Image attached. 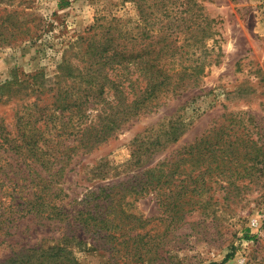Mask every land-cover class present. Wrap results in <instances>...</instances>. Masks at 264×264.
Masks as SVG:
<instances>
[{
  "label": "rangeland",
  "instance_id": "374dc122",
  "mask_svg": "<svg viewBox=\"0 0 264 264\" xmlns=\"http://www.w3.org/2000/svg\"><path fill=\"white\" fill-rule=\"evenodd\" d=\"M177 5L178 0H0V31L6 36H0V123L15 131L17 114L22 115L24 105L36 96L41 98L39 104L51 107L54 90L49 89L65 82L60 72L67 77L68 69L60 70V62L65 59L68 66L80 62L78 39L94 23L116 17L132 24L149 11L157 36L169 33L172 23L173 27L180 24L178 31L184 36L187 30L176 13ZM188 7L189 14H183H193L196 24L202 12L212 19L206 31L213 51L198 84L133 117L96 145L76 148L62 177L52 182L55 200L73 212L93 206V192L116 193L129 215H122L123 226L127 234L140 233L134 242L144 255L138 259L122 250L112 251L111 240L94 238L77 223L30 215L0 231V241L6 232L10 234L0 243V263L13 246L15 251L22 246L45 247L75 230L84 241L72 242L82 264H209L221 262L228 254L223 264H264V156L260 155L258 162L263 163L256 170L244 175L208 171L209 162H200L211 188L203 187L192 196L195 203L184 206L182 216L172 218L173 211L161 205L166 194L173 196L171 179L152 189L143 184L145 170L156 167L158 173H167L173 162L164 166L163 161L200 137L210 139L220 129L232 136L246 132L264 146V0H192ZM28 18L33 19L25 24ZM9 23L18 28L6 27ZM27 26L38 36H23ZM11 30L15 36L9 34ZM89 106L82 127L90 120L98 126L96 111ZM5 154L1 162L18 166L37 162L16 155L5 159ZM4 199L9 201L10 195L0 190V211Z\"/></svg>",
  "mask_w": 264,
  "mask_h": 264
},
{
  "label": "trees",
  "instance_id": "16d2710c",
  "mask_svg": "<svg viewBox=\"0 0 264 264\" xmlns=\"http://www.w3.org/2000/svg\"><path fill=\"white\" fill-rule=\"evenodd\" d=\"M189 2L192 0H178L176 11L187 30L184 36L179 32L180 24L173 27V23L169 33L157 36L149 11L132 24L116 17L104 23H94L88 33L78 39L82 49L80 62L73 66L64 63L65 59L60 62L63 64L59 66L60 70L64 66L68 72L67 77L63 71L59 75L65 82L59 81L56 88L49 89L54 90L51 107L39 104L41 98L36 96L24 105L26 110L22 115L17 114L15 131L7 130L0 123V190L10 195L9 201L1 200L0 231L7 230L16 219L33 215L57 223H77L82 232H89L94 238L107 242L111 240L115 244L109 246L112 251L122 250L138 259L144 255L135 243L140 233L127 234L128 229L123 226L122 215H129L120 207L116 193L113 194L112 190L103 191L105 195L93 192L96 200L93 206L74 208L73 212L55 200L52 182L62 177L76 148L96 145L133 117L198 84L213 51V46L207 44L206 31L212 19L202 12L199 14L201 22L196 24L193 14L184 15L189 14ZM32 19L28 18L25 24ZM5 22L6 19L2 20ZM9 26L10 23L6 25ZM12 28L18 27L14 24ZM13 33L11 30L9 34L12 36ZM21 34L27 39L38 36L31 26ZM1 35L6 38L0 31ZM39 93L44 94L43 90ZM87 105L96 111L98 126L90 120L82 127L84 116L88 115L85 112ZM70 137L72 145L66 143ZM4 154L5 159L16 155L37 162H23L25 166L1 162ZM260 155L264 156V146H258L257 140L250 139L246 132L232 136L229 131L220 129L210 139L200 137L163 161L164 166L173 162L172 170L170 167V171L168 168L164 174L161 173L163 170L158 173L153 167L142 173V180L150 189L159 183L169 184V179L173 181L170 182L175 185V189H171L173 196L166 194L161 202L173 211V218L183 215L184 206L195 203L193 197L199 195L203 187L211 188L204 178L206 172L200 170V162H209L208 171L244 175L242 173L249 174L263 163L258 162ZM186 162H190L188 168H184ZM40 169L48 177L43 176ZM186 196L189 198L184 199ZM71 233L70 236L64 233L60 241L45 247L22 246L15 251L13 246L7 260L0 264H82L72 242L84 241L78 231L71 230ZM7 236L10 234L6 232L0 243L6 242ZM120 237L125 239L118 241ZM230 256L228 254L221 262L209 264H223Z\"/></svg>",
  "mask_w": 264,
  "mask_h": 264
}]
</instances>
